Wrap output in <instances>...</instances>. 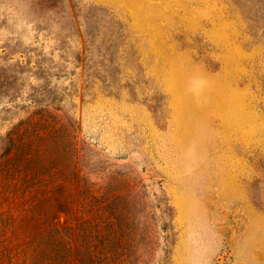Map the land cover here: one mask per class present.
Here are the masks:
<instances>
[{"label": "rangeland", "instance_id": "1", "mask_svg": "<svg viewBox=\"0 0 264 264\" xmlns=\"http://www.w3.org/2000/svg\"><path fill=\"white\" fill-rule=\"evenodd\" d=\"M24 142L122 245H48L71 218L13 193ZM91 260L264 264V0H0V264Z\"/></svg>", "mask_w": 264, "mask_h": 264}, {"label": "trees", "instance_id": "2", "mask_svg": "<svg viewBox=\"0 0 264 264\" xmlns=\"http://www.w3.org/2000/svg\"><path fill=\"white\" fill-rule=\"evenodd\" d=\"M60 133L63 131L60 130ZM47 136V133H44ZM13 136V135H12ZM27 138V137H25ZM27 140V139H24ZM25 146L22 145L20 155L15 150L16 156L12 164L23 162L21 172L16 180L27 183L25 187L15 186L13 189L14 194H20L22 196L29 195L32 200H43L51 201L59 206H64L67 215L71 218V221L77 220L73 216V212L76 209L81 210L89 207V210H81V216L78 218V223L72 225L71 221H66V226L62 229L51 227L48 222V229L45 234L46 237L52 240L51 247L67 249H89L91 247L101 246L104 248L112 245L123 244L125 237L131 234H121L116 232V228H123V222L110 214L108 210L109 204L107 202L109 197L107 195L98 196L97 192L93 189V184H87L78 174L76 169L73 167L71 172L57 168L52 160L47 162L46 166H40L33 155V150L28 144L24 142ZM30 147V149H29ZM18 153V155H17ZM23 154V155H22ZM61 164H63L61 162ZM21 167V166H19ZM65 168V166H64ZM11 169V167H9ZM24 170V171H23ZM13 181L15 178H11V175L7 177ZM73 184L79 188L77 194H72L67 191L66 184ZM105 206H101L104 205ZM80 206L76 208V206ZM95 207H98L94 210ZM127 218V222H128ZM127 227L125 228V230ZM111 255H108V258ZM80 261V260H79ZM81 264V262H79ZM94 263L92 260L88 262H82V264Z\"/></svg>", "mask_w": 264, "mask_h": 264}]
</instances>
